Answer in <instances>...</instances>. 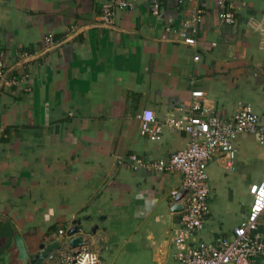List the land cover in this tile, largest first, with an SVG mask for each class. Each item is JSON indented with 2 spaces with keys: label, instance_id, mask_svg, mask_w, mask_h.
<instances>
[{
  "label": "crops",
  "instance_id": "0c3cea01",
  "mask_svg": "<svg viewBox=\"0 0 264 264\" xmlns=\"http://www.w3.org/2000/svg\"><path fill=\"white\" fill-rule=\"evenodd\" d=\"M101 1L0 0L5 66L20 73L13 63L22 53L39 63L25 83L0 87V264L12 229L25 245L49 242L73 219L81 220L85 247L77 264H106L102 255H111L118 237L131 245L127 260L157 264L164 220L169 238L175 221L168 193L180 176L134 166L128 157L143 164L166 158L187 136L162 126L150 139L140 134L137 115L151 110L160 123L186 114L190 91L200 90L202 102L223 117L248 105L264 118V48L246 25L264 0H224L234 6L232 24L219 20L217 0H156L158 14L154 0H135L111 27L97 24ZM196 7L203 15L187 45L180 24ZM71 25L77 28L66 35ZM46 33L58 43L42 50ZM248 136L235 139L232 171L222 157L207 162L209 213L194 241L229 238L242 222L247 187L264 176L263 149L249 153ZM253 157L259 164L251 170ZM258 228L264 233V213ZM168 248L162 264H177ZM53 254L46 264H59L60 251Z\"/></svg>",
  "mask_w": 264,
  "mask_h": 264
},
{
  "label": "built area",
  "instance_id": "2783aa9c",
  "mask_svg": "<svg viewBox=\"0 0 264 264\" xmlns=\"http://www.w3.org/2000/svg\"><path fill=\"white\" fill-rule=\"evenodd\" d=\"M134 1H101L96 17L97 24L111 27L116 14L132 8ZM217 5L219 20L225 24L234 23L235 11L232 2L217 0ZM151 8L153 13L158 14L156 0ZM202 15L203 9L196 7L181 21L179 33L184 44L195 43V34ZM246 25L250 32L257 35L264 48V10L249 17ZM76 28V25L69 26L66 35ZM57 43L58 40L51 33H46L42 38L41 48L48 50ZM27 56L29 55L22 53L20 60L14 61V65L20 63L21 72L18 73L5 66L4 50L0 47V87H18L28 80L32 65L37 66L39 63L28 60ZM190 96L192 100L186 114L165 119L160 123L155 122L151 110L145 109L137 115L141 135L158 139L162 126H167L187 136L184 147L166 158L151 160L145 164L130 155L129 162L132 165H144L157 172H176L180 176L178 184L168 193L169 204L176 203L181 206L180 210L172 212L175 221L169 238L171 257L177 264H257L258 260L264 259V233L258 228L259 219L264 213V195L261 194L264 193V176L248 185L249 202L243 220L232 228L229 238L223 237L209 243L194 241L193 237L200 231L209 213V185L205 171L207 162L215 157H222L225 170L232 171L236 155L234 142L239 135L252 136L264 147V118H260L248 105L237 108L230 117H223L202 102V91L191 90ZM65 230L58 228L55 233L51 232L50 241L54 240V236L64 240L66 249L62 247L59 250V264H77L85 250L84 243L75 248L67 246L66 240L69 236L65 234ZM59 243L61 245L62 241Z\"/></svg>",
  "mask_w": 264,
  "mask_h": 264
},
{
  "label": "water",
  "instance_id": "95a60500",
  "mask_svg": "<svg viewBox=\"0 0 264 264\" xmlns=\"http://www.w3.org/2000/svg\"><path fill=\"white\" fill-rule=\"evenodd\" d=\"M115 170L116 169L111 172L109 177L114 174ZM180 209V205L172 203L169 207V212H176ZM70 224L71 225L65 230V234L69 236L66 240V245L70 248L79 247L84 243V236L80 233V230H82L81 220L73 219L70 221ZM94 228L95 227H93L91 231H94ZM169 232V217H166L155 251V260L157 264H162L165 258L169 242ZM22 237L23 235H19L16 230L12 229L10 243L7 247L8 250L6 249L5 256H3L5 258L4 264H46L53 259L54 250L59 251L62 248L59 241L56 239L49 242L40 241L36 244L31 243L25 245Z\"/></svg>",
  "mask_w": 264,
  "mask_h": 264
},
{
  "label": "rangeland",
  "instance_id": "374dc122",
  "mask_svg": "<svg viewBox=\"0 0 264 264\" xmlns=\"http://www.w3.org/2000/svg\"><path fill=\"white\" fill-rule=\"evenodd\" d=\"M246 140H247V142H245L247 145L246 149H248L249 153L256 154L257 149H263L262 150L263 151L262 167H264V147H261V145H259L253 139L252 136L246 137ZM237 147H238V145H237ZM257 164H259V162H257L256 159L253 157V158H251V161L249 163V168L251 170H254L256 168L255 166ZM255 179H258V177H252V180H255ZM245 208H246V206L244 207V209ZM142 240H144V237L142 238ZM113 241L115 243V246H113V245L111 246L112 252H110V253H111L112 257L109 253H104L102 255L103 262H105L106 264H109L110 259H114L112 261V264H134V261L132 259L127 260V256H126V252L130 249V246H131L129 244V240L126 241V239L124 237H118V238L113 239ZM168 247H169L168 248V256L170 255V257H171L172 247H171V245H168ZM150 248L152 249V247H150ZM137 264H141V263L138 262Z\"/></svg>",
  "mask_w": 264,
  "mask_h": 264
},
{
  "label": "snow or ice",
  "instance_id": "6c2138e0",
  "mask_svg": "<svg viewBox=\"0 0 264 264\" xmlns=\"http://www.w3.org/2000/svg\"><path fill=\"white\" fill-rule=\"evenodd\" d=\"M254 191H255V189H254ZM262 195H264V193H261Z\"/></svg>",
  "mask_w": 264,
  "mask_h": 264
}]
</instances>
